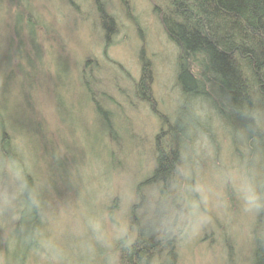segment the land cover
<instances>
[{
    "label": "rangeland",
    "instance_id": "374dc122",
    "mask_svg": "<svg viewBox=\"0 0 264 264\" xmlns=\"http://www.w3.org/2000/svg\"><path fill=\"white\" fill-rule=\"evenodd\" d=\"M100 1L116 20L108 43L97 0H0V138L4 127L14 147L5 157L0 145V264H120L121 238L136 237L132 207L145 222L157 206L158 189L139 194L137 186L154 170L161 123L136 98L134 81L149 61L157 105L173 119L177 49L153 0ZM88 59L117 139L83 90ZM216 128L215 140L185 153V225L173 255L165 248L151 264H253L258 206H248L249 181ZM27 172L44 208L31 247ZM256 180L264 186L263 175Z\"/></svg>",
    "mask_w": 264,
    "mask_h": 264
},
{
    "label": "trees",
    "instance_id": "16d2710c",
    "mask_svg": "<svg viewBox=\"0 0 264 264\" xmlns=\"http://www.w3.org/2000/svg\"><path fill=\"white\" fill-rule=\"evenodd\" d=\"M153 2L168 40L177 49L175 81L179 98L175 116L170 119L157 105L152 68L144 60L140 78L134 81L135 96L148 105L161 126L154 135V170L138 183L137 191L140 194L146 185H154L159 198L153 215L145 222L136 214L137 205L132 207L131 225L136 228V237L132 241L127 236L121 238L119 262L151 264L165 248L173 255L176 236L185 225L181 224L187 211L184 183L192 186L184 174L185 153L188 149L196 153L197 145L206 139L215 140L218 127L231 142L250 188L258 197L253 264H264V186L255 187L257 177L264 176V0ZM97 10L108 43L116 20L100 0ZM85 64L87 67L80 74L83 90L91 96L95 113L106 118L110 135L117 139L111 112L91 88L89 73L93 64L89 59ZM68 85L77 89L72 83ZM12 144V136L3 127L0 145L5 157L14 148ZM49 171L54 172V165L49 166ZM26 177V202L35 209L31 247L39 242L36 235L44 208L35 195L38 188L33 184V174L27 172ZM27 211L25 208L21 212V220Z\"/></svg>",
    "mask_w": 264,
    "mask_h": 264
},
{
    "label": "clouds",
    "instance_id": "9594fccd",
    "mask_svg": "<svg viewBox=\"0 0 264 264\" xmlns=\"http://www.w3.org/2000/svg\"><path fill=\"white\" fill-rule=\"evenodd\" d=\"M246 201H247V204L248 206L251 208V207H257L258 206V197L256 196V194L249 190L247 192V195H246Z\"/></svg>",
    "mask_w": 264,
    "mask_h": 264
}]
</instances>
